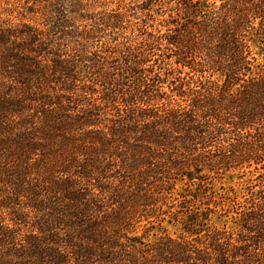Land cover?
Returning a JSON list of instances; mask_svg holds the SVG:
<instances>
[{
    "label": "trees",
    "instance_id": "16d2710c",
    "mask_svg": "<svg viewBox=\"0 0 264 264\" xmlns=\"http://www.w3.org/2000/svg\"><path fill=\"white\" fill-rule=\"evenodd\" d=\"M116 2L100 21L126 66L64 56L36 30L20 46L28 53L13 55L24 86L38 75L77 81L79 70L101 85L138 80L143 66L153 76L123 100H0V213L11 222L0 221V247L25 199L50 211L40 233L56 242L66 229L70 253L96 264H264V0ZM26 174L41 176L48 200ZM229 174L242 182L222 183ZM154 222L181 233L136 234Z\"/></svg>",
    "mask_w": 264,
    "mask_h": 264
},
{
    "label": "rangeland",
    "instance_id": "374dc122",
    "mask_svg": "<svg viewBox=\"0 0 264 264\" xmlns=\"http://www.w3.org/2000/svg\"><path fill=\"white\" fill-rule=\"evenodd\" d=\"M116 1L0 0V100H52L53 102L62 100L63 103L66 100H74L75 103L78 100H86L89 103H92V100H123L129 96V92L137 87L136 83L141 80L140 77L144 75L148 78L152 77L151 69L146 71L148 67L143 66L142 73L144 75L142 74L138 80H133V77L129 75L130 77L124 80L126 85L123 86L101 85L92 79H87L89 77L85 78V76L92 78L93 75H86L80 70L75 77L78 79L77 81L73 79L67 81L61 76H49L51 80L45 81L46 76L38 75L31 77V82H33L31 86H24L17 80V72L20 78L22 67L19 62L15 61L13 55L28 53L26 49L21 50L20 46L22 47L26 43L28 36H32L31 30H36V38L47 42L51 49L59 50L64 56L74 58L81 54L90 56L97 52L103 57L102 62H106V58L116 56V60L124 65L118 51L115 53L117 48L114 49V42L110 39L112 33L100 21L103 15L114 13L117 6ZM89 4L93 7H90ZM37 57L39 66L46 70L48 63L46 56ZM153 59L160 58L154 56ZM117 66L120 67L119 64ZM151 66H153V62H150L149 67ZM35 71L41 72L38 68H35ZM157 72L158 70H155L154 73ZM156 88L168 92L166 84ZM38 119L41 121L40 116ZM27 128L36 135L33 125H29ZM36 153L40 152L36 151ZM30 157L34 160L37 158L35 154ZM54 176L65 177L60 176V173H55L53 178ZM40 177L36 174H26L22 179L27 186H31L35 190L38 196L48 200L47 192L49 191L40 186L37 181ZM45 177L43 178L45 179ZM221 182L237 186L242 180L236 174H229ZM23 200L19 206L14 208L23 214L24 221L19 225L17 223L16 227L12 226L14 227V239L0 247V264H35L37 258L41 259L42 264H77L78 261L85 262L87 259L89 260L87 264H96L98 259L101 260V256H73L70 253V247L60 241L66 229L56 230L62 234L56 242L48 240L43 233L38 231L37 225H39V217L44 218L50 211L46 210L43 213L34 211L27 206V201ZM3 220L4 224L11 223L8 221L6 212L0 213V221ZM156 223L147 224L144 231L142 230L143 223V226L137 229L136 234L153 238L163 233L172 237L181 233L178 227L166 222L162 223L161 228ZM27 235L33 238L37 245H30L26 239L24 240V236ZM36 251H40L37 256H35Z\"/></svg>",
    "mask_w": 264,
    "mask_h": 264
}]
</instances>
